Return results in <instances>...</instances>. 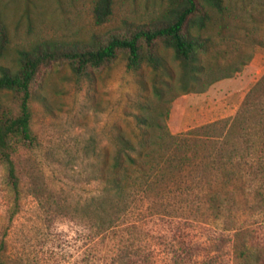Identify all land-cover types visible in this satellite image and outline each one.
Instances as JSON below:
<instances>
[{"label":"rangeland","instance_id":"rangeland-1","mask_svg":"<svg viewBox=\"0 0 264 264\" xmlns=\"http://www.w3.org/2000/svg\"><path fill=\"white\" fill-rule=\"evenodd\" d=\"M92 1L0 0L7 33L0 66L14 69L20 49L91 43L124 23L155 20L166 9L165 0H112L109 19L95 25ZM223 6L204 29L192 30L208 44L199 53L204 75L186 92L171 50L161 45L156 70L145 62L127 68L120 53L85 74L66 61L41 69L29 101L30 137L12 156L19 195L9 220L12 194L0 164L5 264H264V172L248 174L244 167V177L224 191L217 217L194 186L174 198H136L105 232L95 234L89 225L90 199L104 193L99 176L111 162L115 135L136 145L134 115L163 121L173 134L226 119L264 74V48L256 43L264 41V0H223ZM256 100L264 102V85ZM13 101L10 92H0L2 104L14 109ZM142 103L150 111L140 109Z\"/></svg>","mask_w":264,"mask_h":264},{"label":"trees","instance_id":"trees-1","mask_svg":"<svg viewBox=\"0 0 264 264\" xmlns=\"http://www.w3.org/2000/svg\"><path fill=\"white\" fill-rule=\"evenodd\" d=\"M165 1L166 9L155 20L127 22L120 30L101 39L69 48L50 42L36 44L17 51L14 69L0 66V92H10L15 103L14 112L0 102V164L12 194L8 220L17 210L19 195L12 156L30 137L29 101L41 69L53 62L66 61L74 73L85 74L87 68L100 67L120 53L127 68H136L145 62L156 70L162 65L157 50L161 45L171 50L178 64L183 92L202 78L204 68L199 63V53L206 50L208 38L192 30L204 29L211 13L223 10V0ZM111 12L112 0L92 1L90 13L95 25L106 22ZM6 43L7 33L0 17V55ZM256 43L264 48V41ZM263 85L264 74L245 93L234 116L175 134L169 132L163 121L147 114L134 115L139 128L136 145L121 134L115 135L117 146L111 162L99 176L104 193L90 199L89 225L95 234L111 229L136 198H174L176 192L189 194L194 186L203 191V203L215 217L223 213L227 200L224 191L244 177L242 167L248 174L264 172V102L256 100ZM154 92L160 99V89L155 88ZM139 108L150 111L145 103ZM155 114L162 115L159 111ZM151 129L157 133H150ZM256 194L259 196V191ZM2 250L3 239H0V264H5Z\"/></svg>","mask_w":264,"mask_h":264}]
</instances>
